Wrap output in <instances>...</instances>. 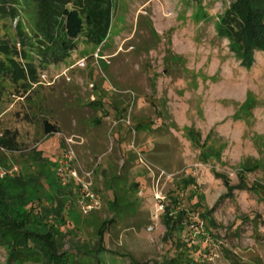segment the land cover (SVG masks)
Listing matches in <instances>:
<instances>
[{
    "label": "rangeland",
    "instance_id": "374dc122",
    "mask_svg": "<svg viewBox=\"0 0 264 264\" xmlns=\"http://www.w3.org/2000/svg\"><path fill=\"white\" fill-rule=\"evenodd\" d=\"M113 2L107 38L57 63L19 42L26 13L0 19L6 63L35 68L0 72V178L41 171L73 264H264V51L246 67L219 36L232 0Z\"/></svg>",
    "mask_w": 264,
    "mask_h": 264
},
{
    "label": "trees",
    "instance_id": "16d2710c",
    "mask_svg": "<svg viewBox=\"0 0 264 264\" xmlns=\"http://www.w3.org/2000/svg\"><path fill=\"white\" fill-rule=\"evenodd\" d=\"M231 3L218 25V34L229 39L231 50L243 65L250 67L254 51H264V0H232ZM113 9V0H0V19L7 16L15 18L19 10L26 13L31 35L26 36L19 29L18 22L19 42L32 48L42 64L57 63L74 49L75 41L81 34L94 44L107 38ZM0 54L4 55H0V72L35 80L33 64L28 63L25 68L15 64L13 68L6 63L15 62L11 57L17 54L14 45L0 42ZM57 131L55 125L44 122L47 135ZM8 134L6 130L0 144L16 149L14 135ZM37 155L47 160L39 150ZM40 173L35 178H0V245L6 250L5 264L30 261L73 264L68 251L58 240L61 230L57 222L64 217L65 202L42 192ZM102 234L103 231L99 236L102 237ZM132 263L144 264L136 260Z\"/></svg>",
    "mask_w": 264,
    "mask_h": 264
},
{
    "label": "built area",
    "instance_id": "2783aa9c",
    "mask_svg": "<svg viewBox=\"0 0 264 264\" xmlns=\"http://www.w3.org/2000/svg\"><path fill=\"white\" fill-rule=\"evenodd\" d=\"M83 198H84V200H83L84 202L81 206L83 212L86 213V212H89L92 209L98 207V201H97L95 194L90 191L89 187L86 184H84V188H83Z\"/></svg>",
    "mask_w": 264,
    "mask_h": 264
}]
</instances>
